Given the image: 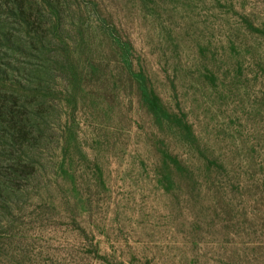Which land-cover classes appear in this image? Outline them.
I'll return each mask as SVG.
<instances>
[{
	"label": "rangeland",
	"instance_id": "rangeland-1",
	"mask_svg": "<svg viewBox=\"0 0 264 264\" xmlns=\"http://www.w3.org/2000/svg\"><path fill=\"white\" fill-rule=\"evenodd\" d=\"M0 264H264V0H0Z\"/></svg>",
	"mask_w": 264,
	"mask_h": 264
},
{
	"label": "trees",
	"instance_id": "trees-1",
	"mask_svg": "<svg viewBox=\"0 0 264 264\" xmlns=\"http://www.w3.org/2000/svg\"><path fill=\"white\" fill-rule=\"evenodd\" d=\"M143 88H144V92H143V98H144V101L148 104L149 103V101L151 100V96H153L155 99H156V101H158V100H160L159 99V96H157L156 94H151V96L148 94V89L145 87V86H143ZM142 88V89H143ZM140 89H141V86H140Z\"/></svg>",
	"mask_w": 264,
	"mask_h": 264
}]
</instances>
